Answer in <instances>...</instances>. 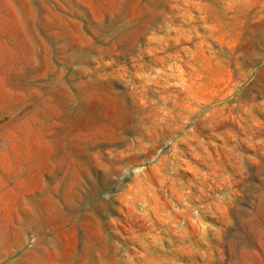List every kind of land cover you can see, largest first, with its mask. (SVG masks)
<instances>
[{"label":"rangeland","instance_id":"374dc122","mask_svg":"<svg viewBox=\"0 0 264 264\" xmlns=\"http://www.w3.org/2000/svg\"><path fill=\"white\" fill-rule=\"evenodd\" d=\"M0 264H264V0H0Z\"/></svg>","mask_w":264,"mask_h":264}]
</instances>
